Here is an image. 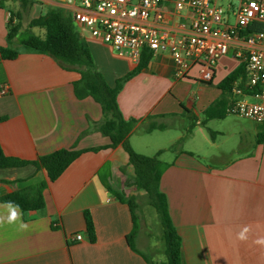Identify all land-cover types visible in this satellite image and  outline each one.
<instances>
[{
    "label": "crops",
    "instance_id": "0c3cea01",
    "mask_svg": "<svg viewBox=\"0 0 264 264\" xmlns=\"http://www.w3.org/2000/svg\"><path fill=\"white\" fill-rule=\"evenodd\" d=\"M28 1L24 7L19 0H0V86L8 87V94L0 95V117H7L0 122V144L7 157L25 161L62 149L82 153L54 182L45 169L33 165L0 169V198L47 183L42 212L23 213L18 208L19 218L8 223L13 209L0 202V264H154L145 254L141 234L133 241L134 248L130 246L132 211L107 188L133 196L125 188L135 169L122 145L112 148L110 137L91 131L105 115L92 97L76 96L74 84L81 75L48 55L23 48H17L21 54L14 60L2 58L1 49L9 47L13 14H20L14 23L21 24L22 33L39 28H30V23L50 8H63L73 17L80 7L77 0ZM243 2L217 0L230 10L227 26L235 25L234 12ZM165 10L173 22V6L166 4ZM74 25L111 87L136 69L138 64L117 57L108 45ZM38 36L44 38L46 31ZM245 47L244 40L234 42L209 84L198 80V68L177 79L171 56L156 53L118 97L124 117L137 121L129 139L134 150L132 140H138L140 131L154 138L181 128L182 134L172 138L173 145L183 138L199 147L201 137L200 150L176 153L161 180L182 240V264H264V243H257L264 241V124L227 114L236 96L221 88L243 64L236 54ZM212 109L214 117L208 119L206 113ZM151 124L167 128L146 133ZM87 211L94 222L95 242L87 231ZM245 229L246 239L241 240L238 236ZM78 235L81 241L76 240Z\"/></svg>",
    "mask_w": 264,
    "mask_h": 264
},
{
    "label": "built area",
    "instance_id": "2783aa9c",
    "mask_svg": "<svg viewBox=\"0 0 264 264\" xmlns=\"http://www.w3.org/2000/svg\"><path fill=\"white\" fill-rule=\"evenodd\" d=\"M77 1L80 7L72 17L77 26L108 45L117 57L136 64L146 50L168 53L177 79L198 68V80L212 83L220 59L230 54L235 41L244 40L245 51L236 57L246 65L245 76L233 83L236 98L226 112L264 124V32L246 35L254 23L264 24V0H244L234 12L233 26H227L230 10L217 0ZM166 4L173 6V22ZM7 94L8 87L0 86V95Z\"/></svg>",
    "mask_w": 264,
    "mask_h": 264
},
{
    "label": "trees",
    "instance_id": "16d2710c",
    "mask_svg": "<svg viewBox=\"0 0 264 264\" xmlns=\"http://www.w3.org/2000/svg\"><path fill=\"white\" fill-rule=\"evenodd\" d=\"M24 7L28 0H19ZM20 18V14L12 15L9 25L8 43L9 47L1 49L2 58L14 60L19 57L21 50L15 48L17 39L21 34V24L14 23L15 18ZM39 27L45 29L44 38L28 33L21 40L24 51L48 55L54 58L62 68L69 71H76L81 75V79L74 84L75 94L79 99L92 97L103 109L105 119L100 124H95L91 131L99 130L112 140V148L122 145L129 155L130 163L135 169V175L127 181V187L134 188L137 192L144 191L160 216L165 240V264H182L181 246L182 240L173 223L167 196L161 191V180L168 169L169 164L160 158L163 151L155 156L149 157L138 154L130 145V136L137 124L134 119L127 120L118 103V97L124 85L142 70L147 68L154 53L146 50L140 63L135 70L117 80L116 86L111 87L102 72L95 64L92 53L87 45L79 38L73 18L68 11L63 8H50L45 16L33 20L30 28ZM264 32L263 23H254L246 32L251 34ZM246 65L243 63L240 68L230 75L222 84L221 88L231 92L233 83L245 76ZM226 111V110H225ZM214 109L206 113L207 118H213ZM7 117H0V122ZM166 126L150 125L145 129L146 133L155 130H165ZM183 138L180 140V142ZM99 149H95L97 151ZM171 150H174L172 147ZM82 151L62 149L52 154L42 156L35 161H25L18 158L7 157L0 144V169L21 168L33 165L38 169H45L51 182L56 181L66 169L81 155ZM46 182L32 185L28 188L18 190L5 197L0 198V202L7 205H18L23 213L42 212L46 208L44 191ZM109 191L114 193L118 199L128 204L133 215L134 228L128 236L130 246L134 248L133 241L136 239L140 227L138 225V215L136 210L137 197L126 196L124 192H117L111 186H107ZM87 231L92 242L96 241V230L91 214L85 213Z\"/></svg>",
    "mask_w": 264,
    "mask_h": 264
},
{
    "label": "rangeland",
    "instance_id": "374dc122",
    "mask_svg": "<svg viewBox=\"0 0 264 264\" xmlns=\"http://www.w3.org/2000/svg\"><path fill=\"white\" fill-rule=\"evenodd\" d=\"M225 8L227 6L226 3L222 4ZM49 8H47L48 10ZM23 29L25 30L24 26ZM28 33H33L35 35H45V31L39 28H34ZM27 35L26 31H22L19 38L16 41L15 48L22 49L23 46L21 44V40ZM180 124H178L179 126ZM197 129H195L196 131ZM170 135H163L158 134L156 137L146 138L145 133L140 131L137 135L138 140H132V144L139 153H144L149 157L155 156L157 151L164 148H171L173 147L174 150L166 151L163 156H161V160L165 163H169L174 158L175 154L178 153L182 149H194L199 151L200 147L202 146V140L199 136L197 142L200 143L201 146L195 147V144H186L185 140L183 139L181 142L178 141L175 145H173L172 138L177 137L182 134L181 128H177L176 130L170 131ZM186 133V132H185ZM188 133V132H187ZM186 133V134H187ZM152 138V139H151ZM131 145V144H130ZM206 152H208V147L204 146L203 148ZM216 153V151H214ZM201 154V151L199 152ZM207 154V153H206ZM211 163H215L216 161L208 160ZM129 194H133L137 197V205L138 209L136 213L138 215V225L140 227L139 233L142 236V240L144 242L145 247V254L146 256L154 261V264H165L166 256H165V240H164V233L163 227L160 220V216L158 215L156 209L152 207L151 201L148 195L142 191L137 192L134 188H125ZM141 232V233H140ZM136 242V241H135ZM150 250V251H149Z\"/></svg>",
    "mask_w": 264,
    "mask_h": 264
},
{
    "label": "clouds",
    "instance_id": "9594fccd",
    "mask_svg": "<svg viewBox=\"0 0 264 264\" xmlns=\"http://www.w3.org/2000/svg\"><path fill=\"white\" fill-rule=\"evenodd\" d=\"M10 206L12 207V211L10 213V215L7 217V222L8 223H14L18 218H19V213L16 209H18V205H11ZM2 222V221H0ZM21 228H24L26 227V225L24 224H21L20 225ZM247 231V229H245L243 232H241L238 236L239 239L243 240V239H246V236H245V232ZM257 243H264V241H257Z\"/></svg>",
    "mask_w": 264,
    "mask_h": 264
},
{
    "label": "water",
    "instance_id": "95a60500",
    "mask_svg": "<svg viewBox=\"0 0 264 264\" xmlns=\"http://www.w3.org/2000/svg\"><path fill=\"white\" fill-rule=\"evenodd\" d=\"M55 1H57L59 3H65L66 2V0H55Z\"/></svg>",
    "mask_w": 264,
    "mask_h": 264
}]
</instances>
